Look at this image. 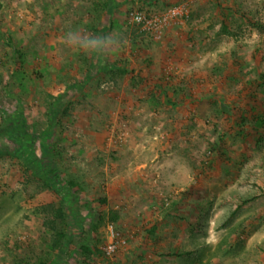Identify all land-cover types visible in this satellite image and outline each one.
<instances>
[{
	"label": "rangeland",
	"instance_id": "obj_1",
	"mask_svg": "<svg viewBox=\"0 0 264 264\" xmlns=\"http://www.w3.org/2000/svg\"><path fill=\"white\" fill-rule=\"evenodd\" d=\"M261 115L264 0H0V264H264Z\"/></svg>",
	"mask_w": 264,
	"mask_h": 264
},
{
	"label": "built area",
	"instance_id": "obj_2",
	"mask_svg": "<svg viewBox=\"0 0 264 264\" xmlns=\"http://www.w3.org/2000/svg\"><path fill=\"white\" fill-rule=\"evenodd\" d=\"M188 12V8L185 4L174 5L169 7L165 12L161 14L146 15L140 11H131L129 19L131 22L140 25L142 30L151 33H158L160 35L161 30L168 25L171 21L178 22ZM116 248L115 243L110 242L105 246L106 253L110 255Z\"/></svg>",
	"mask_w": 264,
	"mask_h": 264
},
{
	"label": "trees",
	"instance_id": "obj_3",
	"mask_svg": "<svg viewBox=\"0 0 264 264\" xmlns=\"http://www.w3.org/2000/svg\"><path fill=\"white\" fill-rule=\"evenodd\" d=\"M263 126H264V117L261 115L256 120V127L257 128H262ZM214 146H215V144H214ZM49 172L50 173H55L56 172V169L55 168H50L49 169ZM47 180L49 182L51 181V179H49V178ZM67 216H68V219L67 220H68V222H70L69 226H72L73 225V224H71L72 214H71L70 210L67 211ZM68 235H69V232L68 231H67V233L65 232V233H62L61 234V236H63L66 239H67V236ZM62 244L64 245V243H62ZM67 244H68V242L65 240V246ZM80 248H81L82 254L85 256L84 258L86 260H88V258H91L92 255L101 254V250H99L96 245L91 244V243L90 244H88V243L87 244L82 243L80 245ZM95 264H98V263H95Z\"/></svg>",
	"mask_w": 264,
	"mask_h": 264
}]
</instances>
